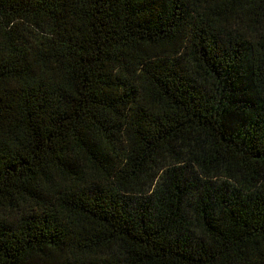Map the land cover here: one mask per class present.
<instances>
[{"label":"trees","instance_id":"trees-1","mask_svg":"<svg viewBox=\"0 0 264 264\" xmlns=\"http://www.w3.org/2000/svg\"><path fill=\"white\" fill-rule=\"evenodd\" d=\"M0 264H264V0H0Z\"/></svg>","mask_w":264,"mask_h":264}]
</instances>
